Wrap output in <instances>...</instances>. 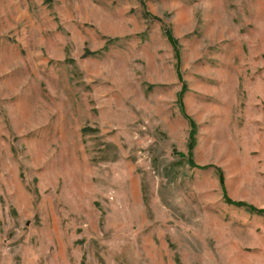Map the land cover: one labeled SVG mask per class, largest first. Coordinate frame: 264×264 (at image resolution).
<instances>
[{"label": "rangeland", "instance_id": "obj_1", "mask_svg": "<svg viewBox=\"0 0 264 264\" xmlns=\"http://www.w3.org/2000/svg\"><path fill=\"white\" fill-rule=\"evenodd\" d=\"M223 199L264 209V0H0V264H264Z\"/></svg>", "mask_w": 264, "mask_h": 264}, {"label": "trees", "instance_id": "obj_2", "mask_svg": "<svg viewBox=\"0 0 264 264\" xmlns=\"http://www.w3.org/2000/svg\"><path fill=\"white\" fill-rule=\"evenodd\" d=\"M163 33L165 35V37L167 38L168 42L170 43V45L173 47V48H176V45H175V41L173 39V37L171 36L170 34V29H168L167 27L163 26ZM179 97V95H178ZM187 122H188V125L189 127L191 128V130L193 129V123L192 121H190L189 119H186ZM188 143H189V146H192L193 144V138L191 136V133H190V136L188 138ZM186 162L188 164V166H190V168H194V169H204V167L200 168V167H196L193 163H191V161H189V159L187 158L186 159ZM218 178L221 182V177L218 173ZM224 202L226 204H229L235 208H240V209H244L245 211L249 212V213H252V214H256V215H261L264 217V209H256L250 205H246L245 203H242V202H234V201H231L230 199H223Z\"/></svg>", "mask_w": 264, "mask_h": 264}]
</instances>
